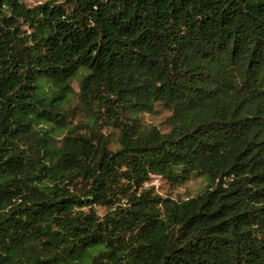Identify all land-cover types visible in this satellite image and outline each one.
Here are the masks:
<instances>
[{
	"label": "trees",
	"instance_id": "16d2710c",
	"mask_svg": "<svg viewBox=\"0 0 264 264\" xmlns=\"http://www.w3.org/2000/svg\"><path fill=\"white\" fill-rule=\"evenodd\" d=\"M0 264H264V0H0Z\"/></svg>",
	"mask_w": 264,
	"mask_h": 264
},
{
	"label": "rangeland",
	"instance_id": "374dc122",
	"mask_svg": "<svg viewBox=\"0 0 264 264\" xmlns=\"http://www.w3.org/2000/svg\"><path fill=\"white\" fill-rule=\"evenodd\" d=\"M46 0H25L29 5L34 6L39 3H42ZM70 80V79H69ZM79 81L80 75L76 74L75 77L71 79V86L77 92L79 90ZM59 88L58 83H44L42 82L39 89V94L49 96L52 94L56 89ZM169 112L164 108L158 107V111L148 114L145 113L142 116V121L144 123H152L158 126L163 131L168 130V125L166 123V118L168 117ZM71 116H78L76 120H80L85 116L80 108L75 107ZM103 132L108 134L110 133L106 129H103ZM112 138L116 136V132L109 134ZM209 179L206 175H201L196 178H190L181 184H172L166 178H163L159 175H151L148 182L145 183V187H153L154 191L162 196H169L173 198H187L198 194L205 185H207ZM96 209L101 214L106 212V208L101 205H96Z\"/></svg>",
	"mask_w": 264,
	"mask_h": 264
}]
</instances>
